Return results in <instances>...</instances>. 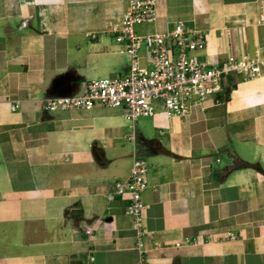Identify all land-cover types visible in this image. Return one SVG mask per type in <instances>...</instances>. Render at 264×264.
<instances>
[{
  "label": "crops",
  "instance_id": "obj_1",
  "mask_svg": "<svg viewBox=\"0 0 264 264\" xmlns=\"http://www.w3.org/2000/svg\"><path fill=\"white\" fill-rule=\"evenodd\" d=\"M127 7L0 0V264H264V78L225 77L219 101L144 124L117 107L43 108L126 75L113 28ZM157 11L139 33L186 22L206 33L203 61L264 57V0H159ZM136 154L149 162L144 255L130 193L109 198Z\"/></svg>",
  "mask_w": 264,
  "mask_h": 264
},
{
  "label": "built area",
  "instance_id": "obj_2",
  "mask_svg": "<svg viewBox=\"0 0 264 264\" xmlns=\"http://www.w3.org/2000/svg\"><path fill=\"white\" fill-rule=\"evenodd\" d=\"M158 3L159 0H127L126 13L114 25L116 41L121 45L119 52L131 60L124 77L90 80L80 94L46 98L43 108L54 112L91 109L97 105L117 107L133 123L158 113L167 118L183 117L195 105L219 101L223 80L232 73L244 80L264 78V57L231 58L216 64L201 60L199 53L207 47V36L194 24L175 22L165 32L139 33L138 26L156 22ZM261 22L264 23V14ZM27 24L28 19L22 22V27ZM19 107V103L12 106L13 110ZM130 139L135 141L134 133ZM148 187L149 162L145 156L136 154L131 173L125 180L117 181L115 193L109 195L112 200L115 194L130 193L127 212L133 219L141 255L146 252L148 234L143 200ZM228 239L237 237L230 232Z\"/></svg>",
  "mask_w": 264,
  "mask_h": 264
},
{
  "label": "trees",
  "instance_id": "obj_3",
  "mask_svg": "<svg viewBox=\"0 0 264 264\" xmlns=\"http://www.w3.org/2000/svg\"><path fill=\"white\" fill-rule=\"evenodd\" d=\"M145 140V139H144ZM144 142V141H143ZM257 164L253 165V166H256ZM239 165L238 164H235L233 166H230L228 167L226 170H225V174H229L231 171H233L235 168H237Z\"/></svg>",
  "mask_w": 264,
  "mask_h": 264
},
{
  "label": "rangeland",
  "instance_id": "obj_4",
  "mask_svg": "<svg viewBox=\"0 0 264 264\" xmlns=\"http://www.w3.org/2000/svg\"><path fill=\"white\" fill-rule=\"evenodd\" d=\"M144 26H146V25H143V27H144ZM139 27H141V26H138V28H139ZM138 28H137V29H138ZM233 74H234V73L230 74L229 76H231V75H233ZM227 77H228V76H227ZM148 119H149V118H147V117H142V118H140L139 120H140L141 123L144 124L145 122H148Z\"/></svg>",
  "mask_w": 264,
  "mask_h": 264
},
{
  "label": "water",
  "instance_id": "obj_5",
  "mask_svg": "<svg viewBox=\"0 0 264 264\" xmlns=\"http://www.w3.org/2000/svg\"><path fill=\"white\" fill-rule=\"evenodd\" d=\"M162 152H163V153H167V154H169V151H167V150L164 149L163 147H162Z\"/></svg>",
  "mask_w": 264,
  "mask_h": 264
}]
</instances>
